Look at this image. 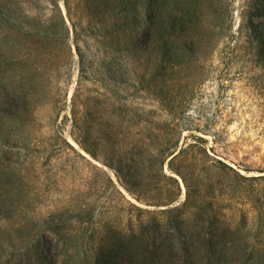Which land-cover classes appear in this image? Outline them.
Returning <instances> with one entry per match:
<instances>
[{"label": "rangeland", "instance_id": "374dc122", "mask_svg": "<svg viewBox=\"0 0 264 264\" xmlns=\"http://www.w3.org/2000/svg\"><path fill=\"white\" fill-rule=\"evenodd\" d=\"M0 5V264H264V0Z\"/></svg>", "mask_w": 264, "mask_h": 264}, {"label": "trees", "instance_id": "16d2710c", "mask_svg": "<svg viewBox=\"0 0 264 264\" xmlns=\"http://www.w3.org/2000/svg\"><path fill=\"white\" fill-rule=\"evenodd\" d=\"M65 2V6L68 10V14H71V7H70V0H64ZM60 9H59V14H60ZM5 13H4V8L2 7V5H0V23L3 24L5 21ZM61 21L63 22L64 26L66 27V21L61 13L60 15ZM75 25V24H74ZM259 49H260V54L264 55V37L259 35ZM264 61V59H262ZM201 140V139H200ZM81 145V144H80ZM177 145H174L173 147H163L162 145L160 146H152L153 148V157L154 159L159 163L158 167L161 173H163L164 177H167V175L164 173L165 170V165L166 162H168V167L170 169V171H172V173H175L176 175L180 176L184 183L187 186V177L178 169L174 167V163L179 160L182 157V154L185 152V150L181 149V150H177ZM83 148V146H82ZM219 164L226 166L224 163H222L221 161H219ZM132 175H135L134 171L131 172ZM117 177H118V181L120 183V185L122 187H124L129 193L135 195L136 192L135 190L129 186L128 181L125 177V174L122 173L121 171H117ZM171 180L175 181L178 183V181L176 179H174L173 177L170 178ZM112 183V181H111ZM113 184V187L118 191V187L116 185ZM120 192V191H119ZM187 202L189 203L190 200V194L189 192L187 193Z\"/></svg>", "mask_w": 264, "mask_h": 264}]
</instances>
